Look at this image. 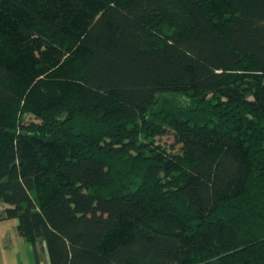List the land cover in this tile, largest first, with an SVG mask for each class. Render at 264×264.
<instances>
[{"label": "trees", "instance_id": "1", "mask_svg": "<svg viewBox=\"0 0 264 264\" xmlns=\"http://www.w3.org/2000/svg\"><path fill=\"white\" fill-rule=\"evenodd\" d=\"M0 207L49 264H264V0H0Z\"/></svg>", "mask_w": 264, "mask_h": 264}, {"label": "crops", "instance_id": "2", "mask_svg": "<svg viewBox=\"0 0 264 264\" xmlns=\"http://www.w3.org/2000/svg\"><path fill=\"white\" fill-rule=\"evenodd\" d=\"M0 264H49L44 244L27 242L17 231V221L0 211Z\"/></svg>", "mask_w": 264, "mask_h": 264}, {"label": "rangeland", "instance_id": "3", "mask_svg": "<svg viewBox=\"0 0 264 264\" xmlns=\"http://www.w3.org/2000/svg\"><path fill=\"white\" fill-rule=\"evenodd\" d=\"M22 117L25 122L34 121L36 123L37 121L31 114H24ZM172 138L173 137L171 134H166L163 136L155 137L154 140H155V144L168 147L172 143V140H173Z\"/></svg>", "mask_w": 264, "mask_h": 264}, {"label": "built area", "instance_id": "4", "mask_svg": "<svg viewBox=\"0 0 264 264\" xmlns=\"http://www.w3.org/2000/svg\"><path fill=\"white\" fill-rule=\"evenodd\" d=\"M0 209H1V207H0Z\"/></svg>", "mask_w": 264, "mask_h": 264}]
</instances>
